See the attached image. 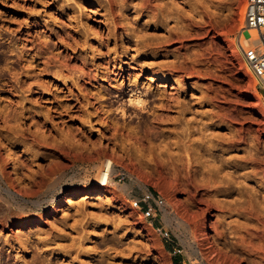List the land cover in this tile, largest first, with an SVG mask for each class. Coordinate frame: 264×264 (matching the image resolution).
I'll use <instances>...</instances> for the list:
<instances>
[{
    "label": "rangeland",
    "instance_id": "1",
    "mask_svg": "<svg viewBox=\"0 0 264 264\" xmlns=\"http://www.w3.org/2000/svg\"><path fill=\"white\" fill-rule=\"evenodd\" d=\"M244 10L0 0V264H264ZM146 192L154 219L132 206Z\"/></svg>",
    "mask_w": 264,
    "mask_h": 264
},
{
    "label": "built area",
    "instance_id": "2",
    "mask_svg": "<svg viewBox=\"0 0 264 264\" xmlns=\"http://www.w3.org/2000/svg\"><path fill=\"white\" fill-rule=\"evenodd\" d=\"M245 28L243 33L249 35L247 45L241 44L243 60L257 79L264 99V0H245ZM252 33L257 38L252 41ZM163 201L152 192H146L141 198L132 201V206L145 218L154 219Z\"/></svg>",
    "mask_w": 264,
    "mask_h": 264
},
{
    "label": "bare ground",
    "instance_id": "3",
    "mask_svg": "<svg viewBox=\"0 0 264 264\" xmlns=\"http://www.w3.org/2000/svg\"><path fill=\"white\" fill-rule=\"evenodd\" d=\"M252 36H253V38H252V41L253 40H255L256 38H257V35L256 34H254V33H252ZM244 39H245V45H247L248 43H250V41H249V38H247L246 36L244 37ZM229 43V45H230V47L231 48H233V51H234V53L236 54V55H238L239 56V54H240V52H239V50L237 49V48H235L234 46H233V43L232 42H228ZM247 77H250V73L249 72H246V73H244ZM2 168V167H1ZM97 169V172H98V175H97V180H98V182L100 183V185L101 186H105V187H107L109 184H110V182H111V180H112V176H113V174H114V169H113V163H112V161L110 160V159H108V161L107 162H105L104 164H103V166H101V167H97L96 168ZM3 172V171H2ZM4 176V175H3ZM5 177V176H4ZM7 181V180H6ZM19 181V180H18ZM9 185V184H8ZM12 187V186H11ZM2 192V189H1V186H0V193ZM7 194V193H6ZM32 196V195H31ZM54 196V195H53ZM54 201V200H53ZM31 209V208H30Z\"/></svg>",
    "mask_w": 264,
    "mask_h": 264
}]
</instances>
